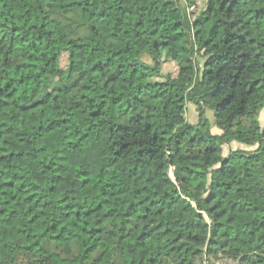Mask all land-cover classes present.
<instances>
[{
    "label": "trees",
    "instance_id": "obj_1",
    "mask_svg": "<svg viewBox=\"0 0 264 264\" xmlns=\"http://www.w3.org/2000/svg\"><path fill=\"white\" fill-rule=\"evenodd\" d=\"M170 12L0 0V264H264V0Z\"/></svg>",
    "mask_w": 264,
    "mask_h": 264
},
{
    "label": "rangeland",
    "instance_id": "obj_2",
    "mask_svg": "<svg viewBox=\"0 0 264 264\" xmlns=\"http://www.w3.org/2000/svg\"><path fill=\"white\" fill-rule=\"evenodd\" d=\"M146 1L152 7L153 19L158 20L161 23L165 22L166 25H169L171 20L170 10L173 4V0H146ZM166 1L168 3H165ZM62 66L65 67V60H63L62 62ZM207 118L212 127V133L214 135H221L220 129L217 128L215 124L214 114L211 111L207 112ZM186 122L189 123L197 122V112H196V108L193 105L187 104ZM259 122L261 128L264 129V109L260 113ZM179 128H181V126ZM231 150L233 151L238 150L247 153L252 151L253 148L238 143H232L231 145L224 147L223 155L227 156Z\"/></svg>",
    "mask_w": 264,
    "mask_h": 264
},
{
    "label": "built area",
    "instance_id": "obj_3",
    "mask_svg": "<svg viewBox=\"0 0 264 264\" xmlns=\"http://www.w3.org/2000/svg\"><path fill=\"white\" fill-rule=\"evenodd\" d=\"M198 264H241L238 260H232L222 255L218 257L205 254Z\"/></svg>",
    "mask_w": 264,
    "mask_h": 264
}]
</instances>
